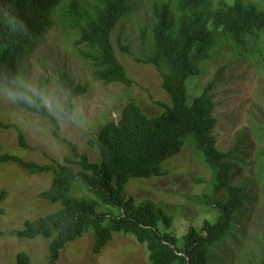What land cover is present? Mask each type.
<instances>
[{"label": "trees", "instance_id": "obj_1", "mask_svg": "<svg viewBox=\"0 0 264 264\" xmlns=\"http://www.w3.org/2000/svg\"><path fill=\"white\" fill-rule=\"evenodd\" d=\"M144 1L150 8L151 50L134 61L156 68L170 105L156 102L164 111L149 117L137 104L127 103L116 121L106 122L88 139L87 146L97 152L96 162L61 138L60 126L54 122L48 123L52 137L70 150L62 162L39 165L3 152L0 146V164H14L30 175L50 174L49 188L37 197L60 204L52 213L25 221L21 230L0 232V238L48 240V264H56L60 251L89 231L92 255L99 254L114 235H123L145 246L149 264H226L228 260L229 264H244L233 251L240 239L235 229L251 201V192L236 180L246 170L252 176L257 174L258 184L264 187V152L253 171L254 161L248 162L244 148L219 150L213 116L216 79L193 98L187 81L200 75L201 63L222 46L264 77V0ZM61 5V20L76 33L74 44L80 46L81 60L92 69L93 78L103 86H131L111 35L132 13L133 0H0V66L19 68L48 30L51 13ZM9 21L22 24L26 31L10 32ZM119 50L131 53L127 46H119ZM55 75L68 82L80 99L88 93V85L76 83L65 69L58 68ZM0 128L15 131L20 149L33 150L18 125L0 122ZM253 133L264 139L263 131ZM188 141L211 173L210 193L204 196L203 205L214 217L203 220L198 230L189 228L179 242L168 232L172 218L162 208L148 200L135 203L124 190L132 179L166 176L164 163L177 156ZM75 184L86 198L71 195ZM4 199L3 191L0 202ZM15 258L16 264H29L24 253ZM255 264H264V258Z\"/></svg>", "mask_w": 264, "mask_h": 264}, {"label": "rangeland", "instance_id": "obj_2", "mask_svg": "<svg viewBox=\"0 0 264 264\" xmlns=\"http://www.w3.org/2000/svg\"><path fill=\"white\" fill-rule=\"evenodd\" d=\"M62 5L50 15V26L38 40L35 49L21 62L20 69L26 73L41 67L49 76L58 68L65 69L76 83L88 85V93L81 99L82 119L71 127L60 126V137L76 145L79 153H86L91 162L97 161V152L87 146V141L96 135L103 124L116 121L127 103L137 104L149 117L160 115L164 109L155 103L170 105V98L161 87V78L152 65L138 64L134 57H143L151 50V17L149 5L144 0H133L132 13L119 22L111 41L116 57L132 80L131 86L112 84L103 86L92 75V69L81 60L80 46H75L76 33L69 29L60 17ZM119 46H127L130 55L123 54ZM221 47L212 58L200 65V75L187 81L190 98L199 95L204 86L216 79L213 113L216 119L214 136L217 148L229 152L244 148L248 162L258 164V156L264 152V139L254 131L264 134V77L248 61ZM7 104L0 103V122L16 124L24 132L27 144L33 150L17 146L16 133L0 128V146L3 152L16 155L25 161L39 165L62 162L69 148L55 140L48 122L40 117H29V123L21 125L10 116ZM188 141L181 152L164 163L168 174L151 179H132L124 194L135 203L148 200L162 208L172 218L168 232L179 242L189 228L198 230L203 220H213L214 213L204 205V196L210 193L211 173ZM50 174L30 175L14 164H0V232L21 230L25 221L47 215L59 209L60 204H51L39 199L40 192L49 188ZM238 183L251 192V201L244 207L243 219L238 221L235 233L240 236L234 245V253L242 257L244 264H255L264 258V187L260 179L242 170ZM71 195L86 198L85 191L75 184ZM97 209L106 210L97 206ZM161 229H164L161 225ZM233 239H236L233 235ZM48 240H18L14 237L0 238V264H16V255L24 253L29 264L47 263ZM91 232H85L60 251L56 264H149L145 246L134 238L114 235L112 240L97 255H92ZM240 251V252H239ZM230 261H226L229 264Z\"/></svg>", "mask_w": 264, "mask_h": 264}, {"label": "clouds", "instance_id": "obj_3", "mask_svg": "<svg viewBox=\"0 0 264 264\" xmlns=\"http://www.w3.org/2000/svg\"><path fill=\"white\" fill-rule=\"evenodd\" d=\"M8 26L12 33L26 31L16 21H9ZM0 103L9 106L10 116L21 125L28 124L31 116L62 127L75 126L82 119L81 99L71 85L59 76L47 75L39 66L33 73L0 66Z\"/></svg>", "mask_w": 264, "mask_h": 264}, {"label": "crops", "instance_id": "obj_4", "mask_svg": "<svg viewBox=\"0 0 264 264\" xmlns=\"http://www.w3.org/2000/svg\"><path fill=\"white\" fill-rule=\"evenodd\" d=\"M60 257H61V255H60Z\"/></svg>", "mask_w": 264, "mask_h": 264}]
</instances>
